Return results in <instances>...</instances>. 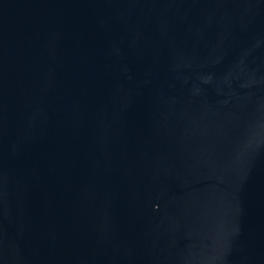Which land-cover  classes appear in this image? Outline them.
Segmentation results:
<instances>
[{
  "label": "water",
  "instance_id": "95a60500",
  "mask_svg": "<svg viewBox=\"0 0 264 264\" xmlns=\"http://www.w3.org/2000/svg\"><path fill=\"white\" fill-rule=\"evenodd\" d=\"M0 264H264V0H0Z\"/></svg>",
  "mask_w": 264,
  "mask_h": 264
}]
</instances>
